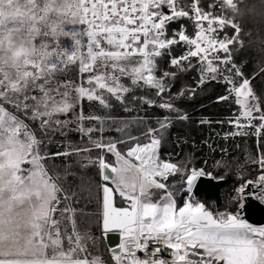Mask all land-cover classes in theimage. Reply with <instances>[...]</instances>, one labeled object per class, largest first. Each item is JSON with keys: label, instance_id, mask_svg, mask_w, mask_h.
<instances>
[{"label": "snow or ice", "instance_id": "snow-or-ice-1", "mask_svg": "<svg viewBox=\"0 0 264 264\" xmlns=\"http://www.w3.org/2000/svg\"><path fill=\"white\" fill-rule=\"evenodd\" d=\"M260 3L258 11L248 0H211L207 9L201 0H0V264H264V227L243 216L248 196L264 205V155L251 159L260 174L255 180L241 177L232 210L214 212L190 195L199 177L212 174L159 156L162 136L156 133L171 125L169 117L158 121V128L149 127L144 133L149 142L141 143L131 135L127 140L105 138L104 124L116 123L114 118L86 116L82 109L85 99L111 108L105 93L124 103L132 91L123 82L128 78L133 87L152 89L159 98L139 97L143 104L187 120L172 102V82L178 73L196 67V86L176 96L187 93L191 99L205 84L222 81L229 87L217 102L233 97L239 106V115L230 121L237 131L224 138L247 135L243 129L250 127L259 135L264 131V100L252 87L255 77L245 76L233 53L243 49V36H252L241 20L264 21V0ZM185 18L193 21L194 33L183 24L169 31L170 24ZM76 25L86 27L66 30ZM60 37L71 39V50L61 45ZM181 44L183 54L171 56L172 47ZM165 55L175 70L157 75L158 60ZM77 62L82 77L88 74L79 84L57 79ZM85 121L99 126H85ZM73 123L89 146L46 151L43 136L63 134ZM131 123H143V118L121 120L116 131L126 133ZM126 143L125 153L117 145ZM84 153L81 168L98 166L103 183L85 174L75 188H66L62 181L70 166L61 176L44 163ZM107 154L115 157L114 164L106 161ZM217 166L231 167L228 161ZM177 175L189 197L183 206L167 183ZM117 194L127 207H114ZM81 199H100L103 230L121 231L119 250H112L110 260L90 251L94 238L76 223L72 201Z\"/></svg>", "mask_w": 264, "mask_h": 264}, {"label": "trees", "instance_id": "trees-1", "mask_svg": "<svg viewBox=\"0 0 264 264\" xmlns=\"http://www.w3.org/2000/svg\"><path fill=\"white\" fill-rule=\"evenodd\" d=\"M248 2L255 4L257 10H260V0H248ZM241 24L244 32L251 30L252 36H243L244 47L240 51L234 52L233 56L245 76L255 77L251 79L252 87L255 93L264 100V71H261L264 69V51H261L264 48V45L261 44V40H264V21H261L259 17L255 19L246 17L241 20ZM171 52L179 53L180 46H173ZM193 64H195V59H193ZM173 70L175 69L170 66L167 55L159 58L157 75L163 71ZM198 80L199 72L196 67H193L186 72L178 73V78L172 82L171 93L174 97L172 102L189 118L187 120L174 118L171 120V125L163 130L164 140L159 150V156L162 160H170L173 163L184 162L188 168H203L206 172H210L215 179L231 176L233 179L225 184L222 189V202L219 206L209 196H198L209 210L214 212L231 211L235 206L231 203V199L236 195L234 190L242 183L241 177L255 180L260 173L258 166L251 163V159L264 155V131L257 135L255 128L252 127L247 135H229L225 139V133L233 132V126L228 125L226 119L239 114L238 106L235 105L233 97L217 102L218 97L227 95L226 88L229 87L228 85L222 81H211L205 84L202 89H197L196 95L191 99L188 98L187 93L182 97L176 96V93L181 89L195 87ZM139 97L154 99L156 96L152 89L137 87L134 92L125 95L126 103L131 111H125L127 106L122 103L115 102L111 108H104L98 102H89L86 99L82 102V109L85 114L114 118L116 123H109L112 127L106 132L111 135L110 137L116 140H127L128 135L140 136V141H142L143 136L141 135H144L149 127L158 128V121L163 116L170 114L176 116L177 114L143 104ZM135 117L143 118V123H131L126 133L116 131L121 119L131 120ZM202 119L208 120L209 123L201 124ZM254 123L259 122L255 121ZM49 134L43 136V139L47 144L46 151L50 153L71 151L74 148L89 146L88 137L75 131H69L64 135L59 132ZM37 135L42 136L39 132ZM127 146L126 143L124 146H120L119 150L124 152ZM96 154L95 151L91 153L93 157ZM87 155L88 153L81 156H59L55 159L45 160L44 163L50 173H60L61 176L65 175L66 166H70L67 168L69 174L62 181L66 188L69 185L75 188L76 184L79 183L78 177L85 174L93 177L95 181L103 183L98 166L88 169L81 168L80 162ZM113 158L110 154L105 157L107 162L114 164ZM222 161L230 162L231 167H218L217 162ZM167 183L174 192L177 205L183 206L188 195L183 190L181 177H169ZM123 201L117 194L115 197L116 205L125 206ZM72 205L74 209H77L75 220L79 229H87L94 238V246L93 242L89 241L90 251L94 254L98 251L104 259L110 260L112 252L105 240L106 232L102 225V203L100 199H95L91 203L83 199L76 203L74 200Z\"/></svg>", "mask_w": 264, "mask_h": 264}, {"label": "rangeland", "instance_id": "rangeland-1", "mask_svg": "<svg viewBox=\"0 0 264 264\" xmlns=\"http://www.w3.org/2000/svg\"><path fill=\"white\" fill-rule=\"evenodd\" d=\"M73 27H75L77 30H81V29H83V28H85L86 27V25H76V26H67V28H66V30H68V29H70V28H73ZM60 41H61V45L63 46V47H69V49L71 50V47H72V41H71V39L70 38H65V37H60ZM83 41H84V44H85V47L82 49V51H84V52H86V43H87V37H83ZM87 73H85V74H83V77H82V75L80 74V72H79V64H78V62L76 63V64H70V65H68L67 66V68L63 71V72H60V73H58L57 74V79H59V80H61V81H72V82H74V83H76V84H79L80 82H81V80L82 79H84V78H86L87 77ZM123 82L126 84V85H128L129 87H131L132 88V91H130L129 93H127V94H125V95H128V94H130V93H132V92H134L135 90H136V88L137 87H133L132 85H131V83H130V80H128V78H124V80H123ZM105 95H106V97L108 98V100H109V103L112 105L113 103H115V102H118L119 104H121L119 101H117L114 97H111L109 94H107V93H105ZM154 99H156L158 102H159V98H157V97H155ZM122 104H125L127 107L126 108H128V104L126 103V100H124V103H122ZM236 105V104H235ZM236 106H238V105H236ZM128 109H131V108H128ZM80 109L78 108L77 109V111H79ZM238 112H239V106H238ZM174 114H176L175 112H173ZM85 114V113H84ZM86 116L87 115H94V114H85ZM239 115V114H238ZM238 115H235V116H232V117H230L229 119H226L227 121H226V123L228 124V125H232L233 126V132H235V131H237V129H236V127H235V125H234V123H230V121H234L235 119H236V117L238 116ZM95 116H97V115H95ZM169 117L171 120L172 119H174L176 116L175 115H165V116H163L161 119H160V121L161 120H163V118L164 117ZM101 117H103V116H101ZM23 118V117H22ZM65 117H61V119H64ZM67 118H69V119H71L72 118V116H71V114H69V117H67ZM122 120V119H121ZM124 120H127V119H125L124 118ZM30 122V121H29ZM255 122V121H254ZM253 122V123H254ZM241 123H246L245 121H243V120H241ZM255 124V123H254ZM99 126L98 125V123L96 122V121H85V126ZM112 126L108 123V122H106L105 124H104V133H103V135H104V137L105 136H107V137H105V138H108V137H110L111 135H109L108 133H106L107 132V130H109L110 128H111ZM251 129H252V127H250V128H245V129H243V131H246V132H249V131H251ZM69 131H75V132H78L79 134H81L79 131H77L76 130V124L75 123H73V124H71V125H69V127L64 131V133H63V135L64 134H66V133H68ZM54 132H50V134L49 135H51V134H53ZM226 134H228V133H225V135ZM82 135V134H81ZM100 135V133H94V136H99ZM156 135L157 136H162V139H161V144H160V146H159V149H158V153H159V150H160V147H161V145H162V143H163V140H164V132L162 131V133L161 132H158V133H156ZM224 135V136H225ZM141 136H143V139H142V141H140L141 143H147V142H149V137H147V136H145V135H141ZM136 137H140V136H136ZM125 144H118L117 145V147H118V149H119V147L120 146H124ZM127 148H128V146H127ZM127 148H125L124 149V152L126 153V151H127ZM111 155V154H110ZM112 156V155H111ZM114 157V156H113ZM113 160H114V163H115V157L113 158ZM196 169H200V168H196ZM206 172V171H205ZM178 176V175H177ZM208 176V175H207ZM170 177H175V176H170ZM257 177H258V175H257ZM196 183V182H195ZM158 191H163V190H158ZM191 195V199L192 200H194V201H198V202H201V203H204L203 201H201L200 199H199V197H196V196H194L192 193L190 194ZM122 199V198H121ZM189 199V197L187 196V198H186V200H188ZM185 200V201H186ZM124 202V205L125 206H118V205H116V203H115V198H114V207H117V208H119V207H127L128 206V204H127V202H125V201H123ZM205 204V203H204ZM72 207H73V205H72ZM74 208V207H73ZM75 210H77V209H75ZM68 215H70V214H68ZM101 215H102V219H103V208H102V210H101ZM70 221H69V228H70ZM81 231H83L82 229H80Z\"/></svg>", "mask_w": 264, "mask_h": 264}, {"label": "water", "instance_id": "water-1", "mask_svg": "<svg viewBox=\"0 0 264 264\" xmlns=\"http://www.w3.org/2000/svg\"><path fill=\"white\" fill-rule=\"evenodd\" d=\"M233 178L228 176L224 179H215L212 176L199 177L195 183L192 194L196 197L205 195L213 198L217 206L222 202V189ZM247 195V192L246 194ZM246 211L243 212L244 218L253 224H264V205L260 204L255 196H248L244 201ZM105 240L108 248L112 252L113 249L119 250L121 235L118 230H111L105 233Z\"/></svg>", "mask_w": 264, "mask_h": 264}, {"label": "built area", "instance_id": "built-area-1", "mask_svg": "<svg viewBox=\"0 0 264 264\" xmlns=\"http://www.w3.org/2000/svg\"><path fill=\"white\" fill-rule=\"evenodd\" d=\"M210 2H211V0H201L202 5H203L206 9L208 8V5H209ZM165 11H167V10L165 9ZM181 24H183V25L186 26V30H187L188 33H190V34L194 33V25H193V21L188 20V19H186V18H185V19H182V20H180V21H178V22H176V23H172V24H170V25H169V31H171L172 29H178V28L180 27ZM177 46H180V52L177 53V54L171 52V56L178 57V56L182 55L183 52L185 51V47H184L182 44H181V45H177ZM194 59H195V58H194ZM169 60H170V57L168 56V61H169ZM169 64H170V63H169ZM259 174H260V173H259ZM259 174H258V175H259ZM119 232H120V235H121V231H120V230H119ZM121 241H122V236H121L120 243H121ZM119 245H120V244H119ZM138 255H140V257H141L142 259H143V258H146L145 255H144L143 253H138ZM162 255H163V257H164L165 259H168V258H169L167 252L162 253Z\"/></svg>", "mask_w": 264, "mask_h": 264}, {"label": "bare ground", "instance_id": "bare-ground-1", "mask_svg": "<svg viewBox=\"0 0 264 264\" xmlns=\"http://www.w3.org/2000/svg\"><path fill=\"white\" fill-rule=\"evenodd\" d=\"M250 224H252L255 227H264V224H253V223H250Z\"/></svg>", "mask_w": 264, "mask_h": 264}, {"label": "crops", "instance_id": "crops-1", "mask_svg": "<svg viewBox=\"0 0 264 264\" xmlns=\"http://www.w3.org/2000/svg\"><path fill=\"white\" fill-rule=\"evenodd\" d=\"M112 230H118V231H119L120 229H112ZM110 231H111V230H110Z\"/></svg>", "mask_w": 264, "mask_h": 264}]
</instances>
